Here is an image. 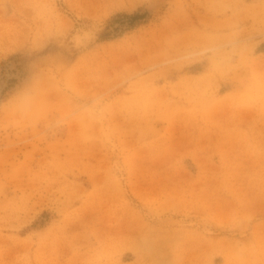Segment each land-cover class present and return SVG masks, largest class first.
Wrapping results in <instances>:
<instances>
[{
    "label": "rangeland",
    "instance_id": "1",
    "mask_svg": "<svg viewBox=\"0 0 264 264\" xmlns=\"http://www.w3.org/2000/svg\"><path fill=\"white\" fill-rule=\"evenodd\" d=\"M0 264H264V0H0Z\"/></svg>",
    "mask_w": 264,
    "mask_h": 264
}]
</instances>
